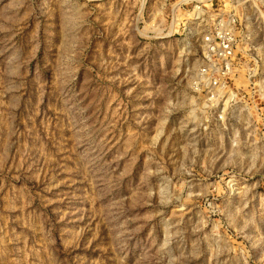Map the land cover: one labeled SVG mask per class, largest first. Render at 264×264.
<instances>
[{
  "label": "rangeland",
  "instance_id": "rangeland-1",
  "mask_svg": "<svg viewBox=\"0 0 264 264\" xmlns=\"http://www.w3.org/2000/svg\"><path fill=\"white\" fill-rule=\"evenodd\" d=\"M176 1L0 0V264H264V117Z\"/></svg>",
  "mask_w": 264,
  "mask_h": 264
},
{
  "label": "built area",
  "instance_id": "built-area-1",
  "mask_svg": "<svg viewBox=\"0 0 264 264\" xmlns=\"http://www.w3.org/2000/svg\"><path fill=\"white\" fill-rule=\"evenodd\" d=\"M173 12L177 25L183 31L189 28L199 43L202 58L192 85L204 96L208 110L225 111L234 94L226 108L243 101L248 118L263 120L264 91L256 82L262 74L264 46L256 42L253 24H258L255 15L264 19V0H177ZM246 91L255 95L248 97Z\"/></svg>",
  "mask_w": 264,
  "mask_h": 264
}]
</instances>
